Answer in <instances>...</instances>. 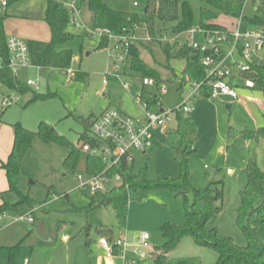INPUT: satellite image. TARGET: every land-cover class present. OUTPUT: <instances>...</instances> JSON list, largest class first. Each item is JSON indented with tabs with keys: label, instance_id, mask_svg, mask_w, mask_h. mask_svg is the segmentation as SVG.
Listing matches in <instances>:
<instances>
[{
	"label": "rangeland",
	"instance_id": "1",
	"mask_svg": "<svg viewBox=\"0 0 264 264\" xmlns=\"http://www.w3.org/2000/svg\"><path fill=\"white\" fill-rule=\"evenodd\" d=\"M57 1L61 3L63 0ZM121 1L124 2L126 10L137 15L144 13L147 4V0ZM181 1L189 5L193 14V29H197L199 0ZM107 2L110 3L109 0ZM115 3H110V6L116 8L115 6L118 5ZM45 5L46 0H20L12 3L3 23L5 36L15 34L26 43L30 41L47 43L50 40L47 25L40 17L37 19L31 17L39 16ZM215 23L233 31L236 20L221 16ZM172 31L173 24L165 25L155 21L156 42H150L147 28L143 26L138 27L134 33L137 40L134 45L139 50L140 59L158 72L160 83L166 89V94L160 97V104L166 111H172L181 105L192 92L190 85L182 86L184 61H167L159 45V43L164 44L161 43L164 38L170 46L175 45L177 49L187 45L186 36H178ZM99 41L98 38H85L81 49L75 44L70 79L59 71L39 70L36 67L17 74L16 77L22 84L25 85L27 81L36 82L39 94H50L51 97L47 100L26 106L31 99L30 93L19 95L0 86V161L5 162L11 151L16 124L29 132H37L38 126L43 123L58 136L79 148L81 145L79 139L84 133L81 122L93 121L109 105L116 109V105L121 104L123 110L129 115L138 116L131 99L136 97L138 88L130 91V97L117 82L113 89L110 84L114 81L108 86L103 85L112 59L109 48L97 49ZM174 41L177 44H173ZM194 41L203 43L201 37H194ZM78 73L87 75L88 79L85 82L76 80L74 75ZM128 82L137 84L138 79L128 80ZM180 86L182 91L178 92ZM240 86L235 89L238 97L235 101L222 98L208 100L199 94H195V97L191 99L193 111L187 117L195 124V138L190 147L188 167L195 189L206 190L215 184L222 189V199L216 204L218 212L208 220L206 228L215 229L220 237L230 238L236 246L244 247L246 240L237 222L240 192L247 182L245 166L248 161L255 160L260 170L264 171V140H244L237 136L229 139L228 132L233 130L241 133L262 128L264 99L258 92L242 84ZM8 96H16L17 101L4 108L1 102ZM247 99H254L255 102H247ZM176 116V113H171L166 135H154L151 151L145 156L139 153L134 154L133 172L135 174L146 169L147 178L151 182L179 179L181 168L176 153L179 142V136L176 134ZM68 154L69 149L64 146L56 143L43 144L35 140L30 152L22 161V170L26 176V183L29 185L30 197L43 204L34 213V225L47 227L53 232L57 229V235H59L57 243H60L63 235H67L70 239V247L74 250L84 242L83 236H79V233L87 223L82 210L88 205V199L79 190V184L75 180V176L83 174L84 157L70 169L64 165ZM192 200V195H188L187 207L191 205ZM71 206L77 211L69 210ZM187 207L181 196L169 189L131 190L128 193L124 227H118L111 208L95 211L89 219L93 225L101 224L108 227L115 239L122 237L128 245L130 259L134 257V247L139 236L147 234L151 254L140 264H154L153 259L161 254L159 249L164 243L160 233L161 226L166 223L183 226L186 222ZM7 218L0 223L1 226L15 220L13 216H7ZM13 227L25 232L27 228L22 224H14ZM259 238L264 240L262 232L259 233ZM90 239L92 246L98 243L99 238L94 230L90 233ZM78 250L83 259L88 258L86 251L80 248ZM59 251L44 253L47 260H50L63 256V251ZM28 254L27 248L21 249L15 255L17 264H23L28 259ZM9 257L6 250H0V262L8 264ZM217 258L218 254L215 250L197 245L190 237H183L177 247L167 255V261L171 264L182 260H192L198 264H215Z\"/></svg>",
	"mask_w": 264,
	"mask_h": 264
},
{
	"label": "trees",
	"instance_id": "2",
	"mask_svg": "<svg viewBox=\"0 0 264 264\" xmlns=\"http://www.w3.org/2000/svg\"><path fill=\"white\" fill-rule=\"evenodd\" d=\"M20 0H7L9 7L12 3ZM108 0H72L76 9L80 12L85 10L90 14L89 29L108 30L113 35L130 34L134 27L145 26L147 35L154 40L155 21L162 24H173V33L179 35L193 29V14L189 5L181 0H147L144 13L137 15L125 9L121 0H109L118 6L113 8ZM198 28L209 33H218L226 36V43L221 45L219 57H223L231 45L229 33L231 32L221 26L216 20L221 17H228L234 20H241L246 30L261 29L264 31V0H249L245 7V0H199ZM120 3L121 5H119ZM112 4V5H115ZM248 10V13L246 11ZM6 15L0 17V86L9 92L19 95L31 94V99L26 106L38 101H44L51 97L41 95L22 84L12 75L8 69L10 54L6 47V36L4 34L3 23ZM42 21L47 25L50 40L47 43L30 41L27 44L31 65L41 70H56L66 75L72 63L73 47L78 45L81 49L83 40L88 38L84 31H76L70 25V14L65 8V4L55 0H47ZM167 61H184L182 71L183 84L202 83L204 80V70L201 66V56L187 47L176 48L175 45L159 44ZM108 46L106 39H101L97 49ZM124 74L127 79L151 78L158 85L160 77L156 70L147 66L139 55V50L135 45L129 49L128 60L126 62ZM78 81L85 82L88 76L78 73L74 75ZM244 80L252 82V90L262 95L264 99V66H253L250 73L242 75ZM186 79L188 80L186 82ZM109 80L107 86L110 82ZM114 81L110 84L112 89ZM182 86L178 92L182 91ZM202 97L209 96V89L200 90ZM142 100L147 103L148 110L154 111L159 101L154 94L146 93L142 95ZM108 107H112L109 105ZM113 108V107H112ZM136 115H140L135 107ZM116 110L129 115L123 110V105H116ZM177 127L176 134L179 142L176 148L177 158L180 162L181 173L178 180H159L151 182L147 178L146 169L138 174L133 172L134 160L132 163L120 161L116 166L108 171V176L119 175L122 184L118 187L110 188L104 192L90 194L81 191L88 199V205L82 210L87 219L86 226L80 231L84 238V247L88 249L91 242L90 233L92 230L98 238H106L112 242L115 238L111 230L101 224L90 223V216L103 208H111L114 212L118 227L125 226L128 193L131 190L169 189L176 195L181 196L184 205L187 207L188 195H192L193 200L186 208V222L183 226H176L166 223L160 228L161 237L164 240L159 249L161 254L153 259L154 264H171L167 261V255L173 251L183 237H190L197 245L215 250L218 258L215 264H264V240H260L259 233L264 234V171H261L255 160H250L245 166L247 182L240 192V207L237 211V222L243 233L246 245L236 246L230 238L220 237L215 229L208 230L206 223L218 212L216 206L222 199V189L218 184L209 186L206 190H197L192 184L188 167V156L190 147L195 138V124L186 114L176 113ZM94 121V120H93ZM82 121L84 133L79 141L88 144L90 147H101L104 143L93 139L90 136L92 122ZM235 136L244 140H264V126L256 131H243L236 133L229 130L228 138ZM35 140L43 144L56 143L69 149V154L64 161L67 168H74L82 157H84L83 173L94 176L102 173L105 169L104 163L99 158H91L81 153L80 147L71 145L65 138L58 136L47 125L41 123L37 132H29L19 124L14 125V140L11 151L5 163L0 164V169L4 172L7 183V190L0 193V217L13 216L15 218L29 215L33 218L34 213L42 203L34 200L29 195V185L26 183L25 174L22 170V161L30 152ZM152 150V149H151ZM150 150V151H151ZM142 155V154H141ZM145 156V155H142ZM12 198V200H9ZM70 205L69 203H67ZM69 210L77 211L73 206ZM22 246V241L14 247L5 248L9 253V263L14 264L15 255ZM174 264H198L192 260H182Z\"/></svg>",
	"mask_w": 264,
	"mask_h": 264
},
{
	"label": "built area",
	"instance_id": "3",
	"mask_svg": "<svg viewBox=\"0 0 264 264\" xmlns=\"http://www.w3.org/2000/svg\"><path fill=\"white\" fill-rule=\"evenodd\" d=\"M248 1L245 0L244 7ZM7 6V0H0V17L5 15ZM65 8L70 14V25L75 30L84 31L89 38L106 39L108 42L107 48H109L112 63L108 66L103 85H107L109 80H114L121 85L129 96L132 89L138 88L136 97H130L140 115L128 116L115 108H106L94 119L90 128V136L104 143V145L93 148L88 144L81 145V153L84 156L99 158L105 165L104 171L98 175L89 176L83 173L75 176L79 190L87 191L92 195L120 186L122 184L120 176L110 177L108 171L120 161L132 163L135 153L146 155L153 149L154 135L164 136L167 134L166 128L171 121V113L190 115L193 111L191 99L195 97V94L201 95L200 90L202 88L209 89L208 100L227 98L235 101L238 99L235 89L239 81L242 82V86L249 89L253 88L252 82L244 80L242 75L250 73L253 66H264V31L261 29L240 30V19L237 27L228 35L231 39V45L223 57H219V53L221 45L227 41L226 36L205 32L199 28L179 34L178 36H186L187 45H183V47L185 46L201 56L200 63L205 77L202 83L190 84L192 92L183 100L181 105L172 111L163 110L160 112L159 108H162L160 97L166 94L165 87L161 83L158 85L151 78L127 79L124 74L129 49L137 41L134 33L138 27H134L132 33L122 35H113L108 30H91L83 25L80 12L76 9L74 2L65 4ZM194 37H201L203 43H196ZM148 39L150 42H156L155 39L151 40L149 37ZM161 43L169 44L165 38L161 40ZM173 44H177V42L174 41ZM6 47L10 54L7 67L13 76L16 77L20 71L33 67L26 42L18 37L9 36L6 38ZM71 74L70 70L66 72L69 79ZM133 79H138L137 84L128 82V80ZM25 85L35 92L39 90L36 82L27 81ZM146 93L154 94L159 101L154 111L148 110L147 103L142 100V95ZM16 101V96H8L3 98L1 105L7 108ZM15 221L30 225L33 223V218L26 215L17 217ZM148 241L149 236L147 234L139 236L134 247V257L131 259L128 257V245L122 237L112 242L106 238H101L99 245L109 259L117 257L121 264H139L151 254Z\"/></svg>",
	"mask_w": 264,
	"mask_h": 264
},
{
	"label": "crops",
	"instance_id": "4",
	"mask_svg": "<svg viewBox=\"0 0 264 264\" xmlns=\"http://www.w3.org/2000/svg\"><path fill=\"white\" fill-rule=\"evenodd\" d=\"M70 2H72V0L61 1V3L63 4H68ZM46 3H47V0H46ZM133 6L136 7L135 4H133ZM45 7L46 5L44 6V10H45ZM8 8L9 7H7V10L5 13L6 17H7ZM44 10L42 9L41 13H39V16H31V17L33 19H37L38 17H40V19L42 20L44 16ZM80 18H81L83 25L86 27H89L90 14L86 12L85 10H81ZM237 25H238V20L236 21L234 29L237 27ZM240 30H246L242 22L240 25ZM11 36L17 37L15 34H12ZM28 70L29 69H26L24 71H28ZM238 83L236 84V88L241 87L240 85L242 84V82L239 81ZM222 99H227V98H222ZM246 101L250 103L255 102L254 99H247ZM1 163H5V162L0 161V164ZM6 190H7V183L5 180V175H4V172L0 169V193L5 192ZM7 219H8L7 216L0 217V223L4 222ZM14 224L25 225L27 227L26 232L24 230L21 231L19 229H16L15 227H13ZM34 224H35L34 221L32 224L29 225L26 223H16L15 220H13L10 224L9 222L7 224H3L4 226H1L0 224V250H4L5 248L14 247L16 244L22 241V246L20 250L25 249V248L29 250L28 259H26L23 264H121L120 259L117 257H113L110 259L106 257L105 252L99 245V240L101 238H99L98 243H95L94 246H92L93 243L91 240L88 246V249L84 247V242H83L82 245H80L77 249L73 250L70 247L71 245L70 239L68 238L67 235H63L62 238L60 239V243H57L56 240L59 236L57 235L58 233L57 229H54L55 232H53L52 230H49V228L47 227L39 226V225L35 226ZM79 236H81L80 233H79ZM79 248L81 250L86 251L88 255L87 259H83L82 255L79 253L80 252L78 250ZM59 250L63 251V254H62L63 256L47 260V257L45 255L46 253L44 252L53 253L56 251L58 252ZM16 257L17 256H15L14 258V264H17ZM0 264H4V263L0 262Z\"/></svg>",
	"mask_w": 264,
	"mask_h": 264
},
{
	"label": "water",
	"instance_id": "5",
	"mask_svg": "<svg viewBox=\"0 0 264 264\" xmlns=\"http://www.w3.org/2000/svg\"><path fill=\"white\" fill-rule=\"evenodd\" d=\"M163 110H164L163 108H161V107L159 108V111H160V112H163Z\"/></svg>",
	"mask_w": 264,
	"mask_h": 264
}]
</instances>
